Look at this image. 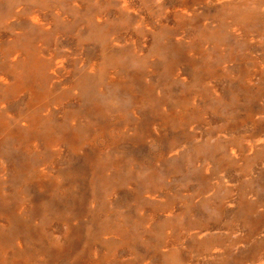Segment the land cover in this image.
Wrapping results in <instances>:
<instances>
[{"label":"rangeland","instance_id":"1","mask_svg":"<svg viewBox=\"0 0 264 264\" xmlns=\"http://www.w3.org/2000/svg\"><path fill=\"white\" fill-rule=\"evenodd\" d=\"M0 264H264V0H0Z\"/></svg>","mask_w":264,"mask_h":264}]
</instances>
